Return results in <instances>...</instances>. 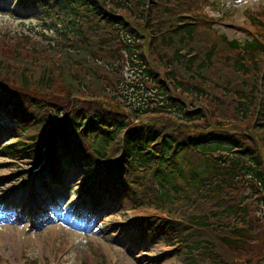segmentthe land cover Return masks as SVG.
<instances>
[{"label":"trees","instance_id":"obj_1","mask_svg":"<svg viewBox=\"0 0 264 264\" xmlns=\"http://www.w3.org/2000/svg\"><path fill=\"white\" fill-rule=\"evenodd\" d=\"M204 1L19 0L23 9L40 5L44 17L55 19V27L50 28L54 35H48L53 36L56 48L62 51L58 53H62L63 59L73 67L58 76H42L45 69L51 67L49 59L50 62L40 66L42 74L26 75L30 63L24 57L19 59V50L16 48L10 54L0 48V57H3L0 61V117L11 119L15 126L9 131L18 132L15 142L0 148L3 156L26 159L29 164L36 165L46 148L47 159L38 174V184L45 194L65 187L67 171L76 165L85 172L78 194L85 196V203L91 202L93 208L102 212L108 205L113 211L121 199L139 201L148 212L136 214L134 229L143 232L142 236L151 242H166L170 251L165 255L181 257L185 264H202L201 256L194 254L198 248V252L205 248L210 255L216 248L215 244L206 245L204 240L189 239L194 237L196 230L215 228L222 233L229 232L230 236L225 235L224 239L227 246L235 250L251 244L258 226L255 221L264 222V159L260 152L264 136L257 137L261 130L264 133V91L245 65L249 60L247 56L251 58L264 51V40L253 35L244 44L226 38L223 41L246 55L237 54L231 58L234 70L244 72V76L234 81L245 86L236 93V114L242 121H250L251 126H255H243L242 131L230 128L235 126L233 122L228 128L223 127L222 122L201 125L205 110H190L170 95L154 70L148 67L145 53L139 51L145 38L141 30H147L150 49L161 55L160 61L167 69L174 90L179 89L180 94L184 92L188 96L191 93L194 97L203 94L208 97L209 90L199 80L205 79L206 83L210 70L215 68L216 71L212 59L217 56L219 46L214 40L204 48L200 46L204 35L210 36L213 23L208 20V25H203L207 20L202 18L201 24L194 18L200 14L199 4ZM187 13L192 14L193 19ZM138 21L143 29L137 27ZM113 29L125 42L109 49L117 43L109 41ZM99 30L103 33L95 35L96 42L91 48L74 45L80 42L78 38H83V33ZM7 58L12 65L6 64ZM129 64L135 67L133 75L142 82L141 85L133 82L139 92L137 101H130L131 95L121 98L116 92L115 77H121L122 89L125 93L129 91L122 82ZM103 67L108 68L106 78L114 82L110 98L122 107L121 110L127 109L131 115L129 120L119 106L106 102L107 87L103 78L97 77L98 69ZM82 72H88L96 83H88L80 76ZM248 77L254 85L246 80ZM148 81L160 91L149 90V95H145ZM56 95L63 97L62 101L52 99ZM89 98L95 103L75 104V100ZM123 99L125 105H122ZM148 111L174 112L178 125L141 121L133 124ZM253 114L260 115L262 121L253 118ZM182 124L196 127L185 131ZM3 127L0 123V134ZM97 175L91 183V178ZM180 195L189 196L188 200L193 198L188 206L204 203L212 209L199 215L188 213V219L184 220L190 223H184L167 207L176 204Z\"/></svg>","mask_w":264,"mask_h":264},{"label":"rangeland","instance_id":"obj_2","mask_svg":"<svg viewBox=\"0 0 264 264\" xmlns=\"http://www.w3.org/2000/svg\"><path fill=\"white\" fill-rule=\"evenodd\" d=\"M210 1L204 6H200L198 10L200 14L194 17L199 22L202 21V18L207 20L204 24L200 22L203 25H208V19L213 20V25L209 29L210 36L205 34L203 44L200 46L204 48L210 42L212 43V40L216 41L219 46L215 53L217 56L212 59L217 66L216 71L215 68L210 70L206 83L205 79L204 81L202 79L199 80L209 90L207 93L208 97L205 96L206 94L201 97H194L191 93L188 96L184 92L180 94L182 91L179 89L174 90V87L170 85L171 81L169 80L167 69L163 62L160 61L161 55L152 53L150 49V37L147 30H141L145 33L143 34L145 38L141 41V50L139 51L145 53L146 60L149 62L148 67L154 70L157 79L162 81V85L168 88L170 95L184 103L190 110H196V108L205 110L206 116L201 119V125L205 126L206 123L222 122L223 124L221 125L228 128L231 126L230 123L233 122L235 126L230 128H238L239 131L244 129L243 126L255 128V126H251L252 123H249L250 121H242L243 119L241 120L236 114L238 105L236 93L242 87L245 88V86L234 81H238L241 76H244V72L238 73L234 70L232 59L237 54L240 57H246V55L223 41L226 38L228 41L244 44L251 40L253 35L264 40V0ZM18 3L19 0H0V48L6 49L10 54L16 48L19 50V59L24 57L30 63L27 73L25 72L26 75L32 72H34L32 74L35 76L42 74L43 68L40 66L45 64L44 62H50L49 59L52 61L51 67L46 68L42 76H58V74L71 71L73 64L63 59L62 53H58L62 51L56 48L52 39L53 36H49L54 35L49 30L55 27L54 22L50 19L44 21L35 19V16L42 14L40 7L36 6L32 9L24 10ZM187 15L192 18V14L187 13ZM251 18L254 19L252 20ZM138 23L139 21L136 24L137 27L143 29ZM42 31H45V35L49 38L45 37ZM101 33H103L102 30L97 33H83V38H78L80 42L74 43V45L78 46L81 44L86 49L91 48V45L96 42L95 35H100ZM117 33V30L113 29V35L109 37V41L112 40L117 43L113 44L115 46L109 49L120 47V44L125 42ZM122 54L125 58L123 49ZM105 57L108 58L106 54ZM247 58L249 60L245 65L251 69L250 75H254L253 78L258 79L257 82L260 84L262 91H264V51H259L254 57L249 58L247 56ZM2 60L3 57L1 55L0 61ZM6 64L12 65V61L7 58ZM14 68L19 69L21 66H14ZM133 68L135 67L129 64L124 72L126 79H122L129 91L125 93L122 89L121 77H115V81L118 84L116 92L117 94L119 92L121 98L131 95L128 99L137 101L140 98L134 83H140L141 85L142 82L133 75ZM254 69L256 71L259 69L260 71L254 72ZM57 70H59L58 73ZM98 73L97 77L103 78V83L108 90L109 97L106 102L111 106H119L118 103L110 98L114 82L106 78L109 76L108 68H99ZM80 76L85 77L88 83L93 85L97 81L95 78L89 77L90 74L88 72L86 74L82 72ZM132 77H135V80H132ZM246 80L251 85H254V81L249 77ZM147 85L148 90L144 91L145 95H149V90L153 91L154 89L157 93L160 91L159 89L155 90L156 86L152 81H148ZM61 86L64 87V84ZM122 93H125V95ZM154 97L156 96L154 95ZM52 99L62 101L63 97L56 95ZM124 100H122V105H125ZM96 102L99 104V101ZM94 103L90 98L75 100V104H84L86 106ZM119 107V110L129 120L131 115L127 109L123 107L126 109V111H123L121 110L122 107ZM149 112L145 113L142 119L135 117L138 120H134L133 124L141 121L140 123L173 125V127L178 125L174 112L169 114L166 112ZM252 117L254 118L255 115L253 114ZM255 118H258L260 122L262 121L258 114ZM1 122L4 125H12L8 118H2ZM195 127L182 124L181 128L185 131H192ZM260 133L257 135L258 138L264 136L262 130ZM16 135L18 134L8 135V132H6L0 137V144L7 143L8 139L16 137ZM12 140L15 139L13 138ZM260 152L264 159V147H261ZM31 167L26 159L15 161L0 154V264H185L181 257L168 254L164 256L166 252L170 251L164 241L140 242L141 239L139 238L137 245L132 247L129 246L130 240H121L123 231L131 229V224L136 222V214L141 211L144 213L148 212L144 205L137 200L121 199L117 207L109 212L111 214L108 213L105 216L86 215V213L80 211V206L78 208L80 212L78 211L77 214H74L71 207L78 204V199L72 193L69 198H65L60 203H53L54 206L52 207H48L47 204L44 206L43 203L42 207H40L41 210H38V212L30 207L28 215H25L26 212L18 214L22 210L17 205L35 204L34 206H36V203H38L32 195L29 198V203H27L28 199H26V195L31 193L34 188L37 181L36 178L20 179L27 174L26 171L33 169ZM84 175L85 172L81 168L77 169V166L69 170L66 179L70 180L68 187L71 188L72 192L77 188L80 189L81 186L79 184L84 179ZM32 194L37 198L39 197L37 191ZM188 197L180 195L177 197L176 204L167 206L170 208L171 214L174 217L181 218L184 223H190L184 220V218L188 219V213L192 212L195 215H199L200 213H208L212 209V207L204 203L198 206L192 204L190 205L192 207H190L187 204L193 198L190 197L191 200H188ZM223 220L225 221V218ZM178 223V226H180V222ZM258 223L259 221H255L258 226L255 229L256 234L250 240L251 244L241 248L237 247L238 249L235 250L230 249L231 247L227 246L224 239L225 235L230 236L229 232L225 231L222 233V230H216L215 228L205 231L196 230L193 232L194 237L191 236L189 239L204 240L206 245L215 244L216 248H214V254L211 255L205 248L203 252H198V248L194 254L201 256L200 262L202 264H220L219 261H222L223 264L224 262H227L226 264H264V222ZM124 241L127 244H124ZM124 245L131 247V249L126 250Z\"/></svg>","mask_w":264,"mask_h":264}]
</instances>
